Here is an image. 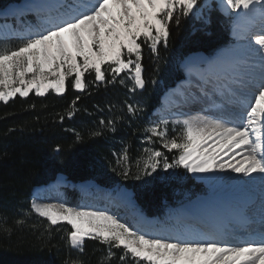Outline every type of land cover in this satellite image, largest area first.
I'll list each match as a JSON object with an SVG mask.
<instances>
[{
	"label": "snow or ice",
	"instance_id": "snow-or-ice-1",
	"mask_svg": "<svg viewBox=\"0 0 264 264\" xmlns=\"http://www.w3.org/2000/svg\"><path fill=\"white\" fill-rule=\"evenodd\" d=\"M222 3L225 11L235 13L237 44L206 68L186 65L203 81L200 96L176 92L184 103L206 99L210 108L204 110L218 114L173 121L182 128L179 138L171 139L169 121L162 120L148 129V139L157 137L165 149L178 153L173 163L164 157L165 171L183 167L193 174L230 171L250 178L247 183L259 188L258 207L238 208L200 227L185 224L146 232L107 210L33 202L31 211L51 226H70L71 247L82 252L86 239L97 240L107 247L108 264L116 258L113 249L120 251L121 264H264V0ZM22 12L34 13L36 23L10 34L19 37L18 44L0 48V101L5 103L33 91L37 96L50 90L63 94L69 78L71 87L83 92L85 74L94 73L102 83L105 66L114 76L131 73L132 90L143 89V45L158 55L161 44L167 47L170 24L199 15V7L198 0H41ZM128 111L135 114L137 109L129 105ZM162 157L161 151H149L143 173L156 172Z\"/></svg>",
	"mask_w": 264,
	"mask_h": 264
},
{
	"label": "trees",
	"instance_id": "trees-1",
	"mask_svg": "<svg viewBox=\"0 0 264 264\" xmlns=\"http://www.w3.org/2000/svg\"><path fill=\"white\" fill-rule=\"evenodd\" d=\"M24 1L0 0V14ZM214 6L198 0L201 16L197 20L191 16L182 18L179 25L170 24L167 47L161 44L158 55L143 45V89L133 91L134 83L124 76L123 82L114 78L105 66L102 83L95 81L94 73L85 74L88 86L83 92L72 88L73 78H69L60 96L31 93L0 102V264H108L105 245L86 240L81 252L67 239L70 226H51L31 211L32 191L59 178L72 185L92 181L113 194L119 191L137 211L163 222L168 212L182 205L179 196L199 192V186L177 168L174 177L158 176L164 157L173 163L178 153L162 144H147L143 127L157 123L153 113L160 108L161 97L183 79L177 60L183 62L195 53L212 56L229 42V21ZM31 15L14 17L11 25L34 23ZM19 42L1 38L0 48ZM129 105L137 109L135 114L128 111ZM69 112L74 115L69 117ZM168 133L171 139L181 134V128ZM151 149L163 153L161 167L145 175L143 164ZM64 191L68 205L81 200L74 190ZM96 197H92L95 202ZM113 251L116 258L110 264H121L120 251Z\"/></svg>",
	"mask_w": 264,
	"mask_h": 264
},
{
	"label": "rangeland",
	"instance_id": "rangeland-1",
	"mask_svg": "<svg viewBox=\"0 0 264 264\" xmlns=\"http://www.w3.org/2000/svg\"><path fill=\"white\" fill-rule=\"evenodd\" d=\"M202 1L204 2V4L200 3L201 5H205V4L209 5L210 3L217 5L214 7L218 11V13L220 15H222L224 18L227 17L228 10L225 11V6L223 5L222 0H202ZM39 2H41V0H25L21 4H12L2 14H0V39L1 38H4V39L17 38L19 40L18 36L10 35V34L22 33L23 31H25L27 26L35 24L36 20L33 21L34 23H30V24H29V22L22 21L23 22L22 25L14 26V25H11L12 18L17 17L20 20V18H22V16H28V15L32 14L31 15L32 18L36 19V16L34 13L24 14L22 12V10L28 8L29 6H31L33 4L39 3ZM191 16L192 17L195 16L196 17L195 20H197L198 19L197 17L201 16V12H199V15L193 14V15H190L188 18L190 19ZM5 20H8V21H5ZM226 20H227V18H226ZM232 23H233V20L231 21V26H232ZM17 27H21V30H20V28H17ZM231 30H232V28H231ZM229 39L232 40V31H231ZM231 43H232V41L230 42V45H231ZM228 47H230V46H228ZM227 48H225V49H227ZM192 55H195V54H192ZM190 57H191V54L188 55L184 61L186 62ZM204 58L205 57H203V59ZM184 61L182 62V61L177 60V66H180L179 70H182V78H183L182 81L184 79H186L185 78L186 73H185ZM123 76H124V78L129 80V82L134 83V81L131 79V73H128V72L121 73L118 76H113V77L114 78L120 77L121 80L123 81V78H122ZM182 81H180V82H182ZM180 82H178L175 86H177ZM98 83H101V82H98ZM76 91L80 92L78 90H76ZM49 92H52V91L50 90ZM32 93L35 94L34 91ZM167 93H168V91H167ZM56 95H58V94H56ZM60 95H62V94H60ZM60 95H58V96H60ZM17 97H19V96H17ZM40 97H43V96H40ZM22 98H24V97H22ZM12 99H10V100H12ZM0 102H3V101H0ZM3 103H5V102H3ZM173 109H174L173 107H171L170 105H166L165 103H162V101H161L159 110H157L153 113L157 118L156 124H159L160 121L166 119L169 121L168 131L174 130V128H182L181 125L173 123V121H175V120H181V121L183 120L179 115H175L174 113L170 112ZM156 124H154V125H156ZM154 125H151L150 128ZM143 128H144L145 137L147 138V144H162L161 140L157 137H152L151 140H149L148 137L151 135V133L148 131V129L146 127H143ZM169 135L170 134L168 133L167 136H169ZM179 136L180 135H173V137H176V138H179ZM151 151H152V149H151ZM176 168L179 169L181 172H183L187 177H189V179L193 183H195L199 186V192L192 194L191 195L192 199H190L191 196H188L190 193H187V195H184V196H179L178 201L181 202V204H182L181 207L186 206V204L190 203L196 197V195H198V197H199L201 195L200 194L201 189H202V192L204 193L205 196L202 195L203 197L201 196L197 199H194L190 204H188L186 206V208L183 207L184 209L183 208L180 210L175 209V210L168 212L167 213V217L169 218L168 222L158 221L156 219L154 220V219L145 218L143 215H141L139 212H137L135 210V208L133 206L134 205L133 201L127 195L120 193L119 191H115V190L114 191L116 193L111 195L110 190L102 189L100 186H97L92 181H89V182L87 181L85 183H78L76 185H72V184L66 182L63 178H59L56 182H54L48 186L39 187V188H43V190L37 191L35 197L33 196V192H34V190H33L31 198H30V206L32 205V203L34 201L37 204L64 203L67 206L73 207V208L88 207V208H91L92 210H107L109 212V214L117 216L121 220V222L127 223L134 230L141 229V230L146 231V232H151L152 230H150V229L153 227H154V229H161V228L171 229V228H175V227H180L182 225H185V223L181 220V214L183 212H185L188 209V207L194 203L195 200H200V199L206 198L207 188H205V186L202 182L197 181L183 167H176ZM158 172H159V175H158L159 177L165 176V177L171 178V177L175 176L174 168L168 169L167 171H165L163 168H161L158 170ZM50 186H52V188H50L49 190L45 189V188H49ZM35 190H36V188H35ZM64 190H66V192H69L70 190H74L78 194V196H80L82 199L77 204L68 205L66 202V197H64L65 196ZM93 195L97 196V198L95 200H98L99 204H96V202L92 199ZM187 198H188V200H187ZM97 205H100V207H97ZM119 213H121L120 216L118 215ZM35 215L38 216V214H36V213H35ZM43 219H45V218H43ZM145 220L150 221V222H146ZM181 222H182V224H181ZM146 228H149V230H146ZM86 240H91V239H86Z\"/></svg>",
	"mask_w": 264,
	"mask_h": 264
},
{
	"label": "bare ground",
	"instance_id": "bare-ground-1",
	"mask_svg": "<svg viewBox=\"0 0 264 264\" xmlns=\"http://www.w3.org/2000/svg\"><path fill=\"white\" fill-rule=\"evenodd\" d=\"M199 2L204 4L202 0H199ZM229 11L231 10H228V12ZM231 31H232V40L229 39L228 42L230 47L217 52L210 59L206 57L204 59H201L199 64L194 65V67L206 68L208 62L215 61L218 57H221L222 54H224L227 50L234 48L235 45L237 44V40L233 36V27ZM231 41L232 43L230 45ZM184 67H185L186 79L180 82L177 86H174V88L170 89L168 93L166 92L167 94L165 93L161 98L162 103H165L166 105H170L171 107H173L174 109L170 112L174 113L175 115H179L183 120L194 119L197 117L214 118L218 114L217 110L215 109H210L209 111L204 110L206 108H210V104L206 99L201 98L197 102L189 101L188 103H184L182 101V98L176 94L177 90L179 89L183 91L186 96L189 97H191L192 95L200 96V87L203 86V81L200 79L197 73L195 71L189 73V71L186 68V63L184 64ZM206 87L209 93H211L212 91L211 86L209 85ZM214 99H216L217 103L220 102L219 97H214ZM237 159H239V157H237ZM190 174L197 181H200L204 184L205 188H207V193H206L207 196L204 199L195 200L194 203L190 205L188 209L181 214V220L187 225L200 227L202 225V222L206 223L212 221H220L238 208L244 206L258 207L259 205V203H256V198L257 201H259V188L258 186L254 188L253 186L248 184L247 181H249L250 179L248 177H244L236 173H231L230 171H225V172L217 171L214 173H207V174H199V173L197 174L190 173ZM50 188H52V186L45 189L49 190ZM40 190H43V188H39V189L37 188L36 190H34L33 196L35 197L36 192ZM202 195H204V193L202 192L201 189V195L199 197H201ZM199 197L196 196V198L194 199H197ZM251 198L252 200H254L253 201L254 203L250 202ZM146 222H150V221H146ZM146 230H149V228H146ZM150 230H154V227L151 228Z\"/></svg>",
	"mask_w": 264,
	"mask_h": 264
},
{
	"label": "water",
	"instance_id": "water-1",
	"mask_svg": "<svg viewBox=\"0 0 264 264\" xmlns=\"http://www.w3.org/2000/svg\"><path fill=\"white\" fill-rule=\"evenodd\" d=\"M201 59H203V55L201 54H195V55H191V57L185 62L186 65H188L189 63H191L193 66L199 64V62L201 61Z\"/></svg>",
	"mask_w": 264,
	"mask_h": 264
}]
</instances>
